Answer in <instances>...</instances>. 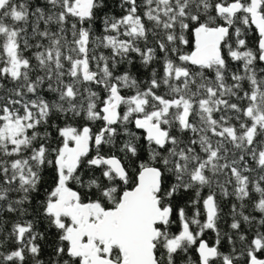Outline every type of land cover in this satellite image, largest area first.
Returning <instances> with one entry per match:
<instances>
[{"label":"snow or ice","instance_id":"6c2138e0","mask_svg":"<svg viewBox=\"0 0 264 264\" xmlns=\"http://www.w3.org/2000/svg\"><path fill=\"white\" fill-rule=\"evenodd\" d=\"M0 264H264V0H0Z\"/></svg>","mask_w":264,"mask_h":264},{"label":"trees","instance_id":"16d2710c","mask_svg":"<svg viewBox=\"0 0 264 264\" xmlns=\"http://www.w3.org/2000/svg\"><path fill=\"white\" fill-rule=\"evenodd\" d=\"M111 3L112 0H109V5L111 7ZM116 11L118 12L119 9H116ZM243 27V26H241ZM248 35L245 37L246 40L249 43V46L252 47L255 50V42L258 38L257 33L255 32L254 28H250V29H246ZM191 39V38H190ZM26 55H30V53H25ZM127 67V65H122L121 66V71H123L125 68ZM233 68H235V65H233ZM132 72L136 75H138V77H140L141 79H147L148 77V72H146L137 62L136 64H134L132 66ZM125 92L127 93V90H125ZM204 194H207V189H205ZM233 202V200H222L221 199V207L223 209V212L225 213L224 215V219L221 221V228L222 230H227V224L224 223V220H226L228 223L231 222V218L230 216L227 215V213H229L230 208H231V203ZM189 214H191V210H189ZM207 239H209V242L212 243L214 242L215 239V235L213 233H208L207 236L205 237ZM225 243V248L224 250L227 251L230 249V246L227 245V241H224Z\"/></svg>","mask_w":264,"mask_h":264},{"label":"water","instance_id":"95a60500","mask_svg":"<svg viewBox=\"0 0 264 264\" xmlns=\"http://www.w3.org/2000/svg\"><path fill=\"white\" fill-rule=\"evenodd\" d=\"M252 28H254V26H252ZM255 29V28H254Z\"/></svg>","mask_w":264,"mask_h":264}]
</instances>
